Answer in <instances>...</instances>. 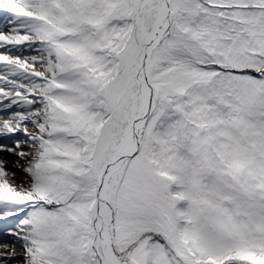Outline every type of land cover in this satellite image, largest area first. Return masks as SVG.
I'll return each instance as SVG.
<instances>
[{"label": "snow or ice", "instance_id": "1", "mask_svg": "<svg viewBox=\"0 0 264 264\" xmlns=\"http://www.w3.org/2000/svg\"><path fill=\"white\" fill-rule=\"evenodd\" d=\"M0 247L264 264V0H0Z\"/></svg>", "mask_w": 264, "mask_h": 264}, {"label": "bare ground", "instance_id": "2", "mask_svg": "<svg viewBox=\"0 0 264 264\" xmlns=\"http://www.w3.org/2000/svg\"><path fill=\"white\" fill-rule=\"evenodd\" d=\"M21 179H22V176L19 175V173H18V175H17V181H19ZM8 250H11V249H8ZM4 251H6V250L4 248L0 247V252H4ZM17 253L19 254V249L18 248H17Z\"/></svg>", "mask_w": 264, "mask_h": 264}, {"label": "rangeland", "instance_id": "3", "mask_svg": "<svg viewBox=\"0 0 264 264\" xmlns=\"http://www.w3.org/2000/svg\"><path fill=\"white\" fill-rule=\"evenodd\" d=\"M10 166H11V164H10Z\"/></svg>", "mask_w": 264, "mask_h": 264}]
</instances>
